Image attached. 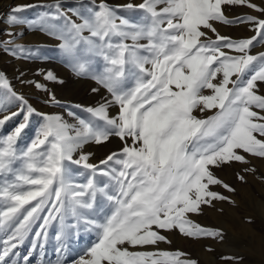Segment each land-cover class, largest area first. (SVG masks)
I'll use <instances>...</instances> for the list:
<instances>
[{
    "label": "snow or ice",
    "instance_id": "6c2138e0",
    "mask_svg": "<svg viewBox=\"0 0 264 264\" xmlns=\"http://www.w3.org/2000/svg\"><path fill=\"white\" fill-rule=\"evenodd\" d=\"M223 5H244L264 13L249 0H142L138 6H124L145 13L136 22L101 2L89 9L90 16L73 13L82 20L76 23L59 4L55 6L51 19L63 24L47 25L48 34L62 41L59 47L77 74L88 72L81 45L88 56L103 59L102 72L92 78L111 100L88 109L103 126L81 121V128L71 135L70 126L59 117L45 116L32 145L20 153L15 146L25 124L0 137V176L5 177L0 184V232L6 235L0 240V264H18L14 249L34 225L39 226L36 238L53 221L63 229L69 213L79 220L78 210L92 209L98 196L108 202L111 213L100 222L85 220L96 231L97 241L74 264H196L179 259L185 255L179 251L136 249L170 243L157 229H178L192 239L223 238L219 230L193 224L186 214L227 200L210 186L234 191L215 176L214 168L247 164L244 154L264 158V115L253 110L264 112V95L257 94L264 87V53L249 54L254 41L264 42V19L228 20ZM21 10H11L10 24L19 22L15 13ZM215 23H250L257 35L233 40L221 36ZM46 79L56 78L49 72ZM0 88L23 101L2 75ZM206 89L210 94H204ZM108 104L118 106L116 117L108 116ZM213 109L206 118L193 115L194 110ZM27 112L33 109L28 107ZM9 118L0 119V125ZM111 136L123 147L100 161L103 168L88 163L86 155L72 160L84 143L101 144ZM65 161L87 169V182H70ZM9 175L14 179L9 181ZM97 176L105 180L98 182ZM24 261L27 264L28 257Z\"/></svg>",
    "mask_w": 264,
    "mask_h": 264
},
{
    "label": "rangeland",
    "instance_id": "374dc122",
    "mask_svg": "<svg viewBox=\"0 0 264 264\" xmlns=\"http://www.w3.org/2000/svg\"><path fill=\"white\" fill-rule=\"evenodd\" d=\"M101 2L117 11L119 16L131 21L141 22L142 17L145 16V13L138 7L132 9L124 7L128 4L138 6L142 0H0V75L8 81L12 91L23 98V101L17 100L8 93L7 89L0 88V119H4L6 116L10 117L0 125V137L6 138L13 134L20 124H25L16 141L15 147L18 153L26 151L32 145L46 122L45 116L59 117L63 123L70 126L71 135L75 134L74 130L81 128V121L103 126L104 122L97 120L88 111V109H96L111 100L107 90L92 78L94 74L102 72L103 59L99 56H88L83 52L84 46L81 45L80 55L88 61V72L77 74L73 70L69 58L64 55L59 47L62 41L49 35L46 30V26L49 24H63V20L51 19L56 14L55 6L57 4L60 5L61 12L66 17L76 23H81L80 16H90L89 9L98 6ZM249 2L264 8V0H249ZM16 7L22 8L21 11L15 13L19 22L10 24L7 17L11 10ZM222 11L228 20L250 16L264 19V13L254 11L244 5H223ZM73 13H79L80 16ZM45 17L47 19H42ZM214 27L221 36L233 40L250 39L257 35L253 31L254 26L250 23L228 25L215 23ZM83 35L88 36L89 33L84 32ZM253 43L254 46L251 47L249 54L264 53V42L254 41ZM225 51L229 55H238V53H233L227 49ZM18 62L23 64L20 65ZM23 65L26 67L23 68ZM49 72L54 75L55 81L46 79ZM250 74L248 73V75ZM37 84H40L41 88L38 89ZM76 84L81 85L76 87ZM83 86L87 89L84 92L81 90ZM93 89H97V91H93ZM99 94L101 95L99 96ZM204 94H210V90H204ZM257 94L264 95V87H260ZM28 107L33 109L31 114L27 112ZM253 110L264 115V112L259 109ZM214 111L215 109L212 112L194 110L193 115L197 118H206L212 115ZM13 113L17 114L13 115ZM107 114L110 118L116 117L118 106L108 104ZM26 115L28 116L27 121H25ZM109 140H114L113 145L115 147L106 151L103 158L96 156V149L102 143L96 144L90 141L84 143L73 153L72 160H78L81 155H86L88 156V163L103 168L104 166L100 164V161L113 152L118 153L123 147V142L118 137L111 136ZM244 155L248 160L247 164L232 162L231 165H223L213 169L218 179L234 189L233 192H228L220 185L210 186L212 191L227 197V200L213 201L212 206L201 205L202 211L198 214H186L193 224L222 232V239L212 237L192 239L180 234L178 229L171 231L157 229L158 233L164 235L170 243L158 242L155 246H145L136 250L167 251L170 253L179 251L185 254L179 259H190L196 264H254L256 258L235 255L234 250L228 252L225 247L234 242L238 230L241 229L238 222H232L230 237L226 230L220 226H214L208 217L209 213L212 212L221 215V218L230 216L232 213L233 216L228 217L231 221L238 217L239 209L242 212L246 205H250V198L264 204V158ZM16 166H19V161H17ZM65 166L69 170L67 179L70 182L78 184L87 182L90 173L82 165L65 161ZM246 169H251V171ZM238 175L244 177L243 181L238 179ZM7 179L11 181L14 177L9 175ZM96 179L98 182L105 180L100 176H97ZM4 180L5 177L0 176V184H3ZM224 208H226L225 212ZM78 212L79 220L69 213L65 218L66 226L63 229H61L59 221H53L47 227L46 233L39 238L35 237V232L39 230V226L38 224L34 225L32 232L24 242L14 249L18 255L13 259L18 260V264H25L24 257H28L27 264H74L86 249L97 241L96 231L92 229L90 224H86L85 220L100 222L111 213V208L104 198L98 196L92 209H79ZM245 213L247 217L245 216L242 220L244 224L247 225L252 221L256 222L255 224L260 223L258 218H252L253 214L250 209H246ZM262 223L263 225L259 224V226L252 223L248 225H251L252 230L260 233L264 231V219ZM72 225L76 226L72 227ZM2 239H6V235L0 232V240ZM34 239L36 240L35 248H33ZM262 261L264 264V259Z\"/></svg>",
    "mask_w": 264,
    "mask_h": 264
},
{
    "label": "bare ground",
    "instance_id": "6f19581e",
    "mask_svg": "<svg viewBox=\"0 0 264 264\" xmlns=\"http://www.w3.org/2000/svg\"><path fill=\"white\" fill-rule=\"evenodd\" d=\"M18 64L21 65L23 63L18 62ZM23 66H24L23 68L26 67L25 65H23ZM79 85H81V84H76V87H78ZM81 90H82V92H84L87 89H86L85 86H83V88ZM100 95L101 94H99V96ZM103 104H104V102H103ZM113 143H114V140H108V141L102 143L100 145V147H98L96 149V151H97L96 152V154H97L96 156H100V157L102 156L101 158H103L106 151H110L113 147H115V145H113ZM95 147H96V145H95ZM249 201H250V205L249 204L248 205L245 204L246 205V206L244 205L245 206V209L242 212L239 209L238 212L240 214H238V217H237L238 219L236 218V219H233V220L229 221V218L228 217H230L232 215L231 211H230V213H231L230 216H226V217H222L221 218V215L215 214V213L212 212V213H209L208 217H209V220H211V222H213V225L214 226H220V228L226 230L228 232V234H229L230 237H231L230 228H231L232 222H238V225L241 227V229L238 230L239 232L237 233L236 238L234 239V242H231L228 246H225L226 249L228 250V252H231V251L234 250L235 255L236 254H238V255H246V256H250L251 258H256V261H255L254 264H262L263 263L262 260L264 259V234H263L264 231L259 233L256 230H252L251 225H248V224L252 223L253 225H257V226H259V224L260 225L261 224L263 225L262 222H263V219H264V204L263 203H260V202H257L253 198H250ZM225 209L226 208H224V212H225ZM246 209L247 210L250 209L252 211V214H253L252 218H258L260 223L255 224L256 222L254 223L252 221V222L248 223L247 225L244 224L243 223L244 221L242 222V220L245 218V216L247 217V215L245 213V210ZM228 212H229V210L227 211V213ZM245 244H246V246H244ZM242 252H245V253H242Z\"/></svg>",
    "mask_w": 264,
    "mask_h": 264
}]
</instances>
